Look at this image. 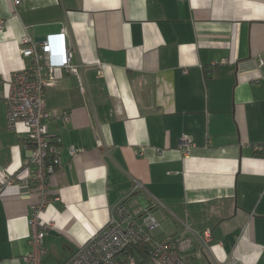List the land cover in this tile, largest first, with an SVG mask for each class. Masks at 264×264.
<instances>
[{"label": "crops", "instance_id": "crops-1", "mask_svg": "<svg viewBox=\"0 0 264 264\" xmlns=\"http://www.w3.org/2000/svg\"><path fill=\"white\" fill-rule=\"evenodd\" d=\"M19 1L0 0V264H27L40 202L56 225L44 264H64L121 199L137 216L151 208L157 240L182 223L211 230L208 252L196 241L188 264H264V0ZM62 30L81 68L57 69L44 91L47 133L62 139L44 197L32 180L2 184L29 155L6 97L33 64L24 35Z\"/></svg>", "mask_w": 264, "mask_h": 264}, {"label": "built area", "instance_id": "built-area-1", "mask_svg": "<svg viewBox=\"0 0 264 264\" xmlns=\"http://www.w3.org/2000/svg\"><path fill=\"white\" fill-rule=\"evenodd\" d=\"M19 3V0H15V5ZM21 53L31 58L33 64L28 69L15 72L10 79L6 97L7 120L11 129L23 124L28 132L25 145L29 151L28 164L19 173H5L2 184L10 185L19 180L30 184L32 180L36 182L40 195L45 197L43 193L46 192L48 176L55 172L60 163L59 144L62 139H52L47 133L44 119L50 117V113L45 107L44 91L56 84L57 69L80 75L81 65L73 62L74 51L65 30L48 35L43 41L24 35ZM96 63L101 67L99 61ZM65 117H68L67 113ZM193 145L191 136L184 135L181 143L183 153L189 154ZM71 152L75 155L77 150L72 148ZM46 203L45 200L40 202L30 220L34 232L32 250L24 257L27 264H44L48 254L45 238L48 230L56 225L52 220L46 221L40 217ZM150 205L152 208L167 209L166 204L154 196ZM182 225L184 232L181 235L165 241L157 240L153 231L160 226V222L151 208L142 216H137L121 199L113 206L108 223L93 233L64 264H188V255L196 256L193 250L196 241L201 246L200 252H208L212 232L205 230L196 234L191 232L188 224ZM130 247L135 249V253L128 251ZM213 264L219 263L213 260Z\"/></svg>", "mask_w": 264, "mask_h": 264}, {"label": "rangeland", "instance_id": "rangeland-1", "mask_svg": "<svg viewBox=\"0 0 264 264\" xmlns=\"http://www.w3.org/2000/svg\"><path fill=\"white\" fill-rule=\"evenodd\" d=\"M160 229H157L156 231H154V233H153V235H156V234H158V233H160ZM158 239V238H157ZM55 261H54V259L51 261V264H55L54 263Z\"/></svg>", "mask_w": 264, "mask_h": 264}, {"label": "trees", "instance_id": "trees-1", "mask_svg": "<svg viewBox=\"0 0 264 264\" xmlns=\"http://www.w3.org/2000/svg\"><path fill=\"white\" fill-rule=\"evenodd\" d=\"M128 251H130V252H132V253H135V249H134L133 247H130V248L128 249Z\"/></svg>", "mask_w": 264, "mask_h": 264}, {"label": "water", "instance_id": "water-1", "mask_svg": "<svg viewBox=\"0 0 264 264\" xmlns=\"http://www.w3.org/2000/svg\"><path fill=\"white\" fill-rule=\"evenodd\" d=\"M45 39V37L44 38H42V39H39V41H43Z\"/></svg>", "mask_w": 264, "mask_h": 264}]
</instances>
